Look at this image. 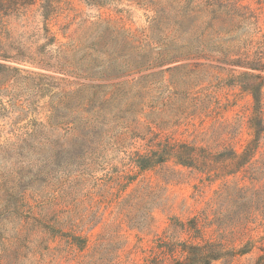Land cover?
Returning <instances> with one entry per match:
<instances>
[{
  "label": "rangeland",
  "instance_id": "rangeland-1",
  "mask_svg": "<svg viewBox=\"0 0 264 264\" xmlns=\"http://www.w3.org/2000/svg\"><path fill=\"white\" fill-rule=\"evenodd\" d=\"M204 1L0 0V264H171L204 240L243 250L211 264H264V173L251 203L212 205L264 154L263 132L223 169L262 77L264 123V0ZM157 52L177 57L114 78Z\"/></svg>",
  "mask_w": 264,
  "mask_h": 264
},
{
  "label": "trees",
  "instance_id": "trees-1",
  "mask_svg": "<svg viewBox=\"0 0 264 264\" xmlns=\"http://www.w3.org/2000/svg\"><path fill=\"white\" fill-rule=\"evenodd\" d=\"M94 2H97L99 0H91ZM143 4H147L155 8L159 16H162L164 13L165 8L168 6L169 8L173 9H178L180 11L187 10V4L192 3L193 0H165V3L162 2V0H137ZM204 5H206V8H212L210 9L212 12H215V6H220V1L216 0H205ZM168 53L164 52L161 53L157 52L156 57L150 58V61H155L154 64L146 63H134L130 64L129 67L131 68H126L125 70H120L113 74L114 78H119L122 76H128L130 73H138L142 69H149L154 66H160L162 63H164L167 60L174 59L177 56H170L168 57ZM132 70V71H131ZM253 78L259 77L257 75H252ZM263 78V77H262ZM261 78V79H262ZM261 79L258 82H250L248 84H245L244 87L249 91L251 94L252 100H253V115L250 118V124L253 130V139L248 143L247 147L245 150L239 155L236 154L235 152H232V155L229 156L228 164L224 166V171L225 172H231L233 169H239L242 167V165H245L248 163L249 160L246 159V156L251 153V150L255 145H257L258 140L260 135L264 132V123L262 120V112H261V87L263 85V81ZM125 81H117L113 82L112 86L115 87V90L118 86H121L124 84ZM114 90V92H115ZM259 163L260 165L258 167H255L253 165H250L249 171L246 173V176L249 181V187H241L239 182L233 181L230 184H224L222 188L217 192V198L216 201L213 202L212 205H223V200L227 197L229 202V206H236L237 204L240 203V200H247V190H250V197L247 200L248 203H251L252 201V196L254 194L258 193V191H253L252 188H254V183L257 180V174L259 173H264V154L261 159L251 163L255 164ZM226 200V201H227ZM222 208H214L213 210V215L214 217H217L221 212ZM235 212V211H234ZM249 214H242L240 211L235 212V216L232 218V222L228 225L229 227H235V226H241V223L246 222L250 219ZM252 218V217H251ZM207 219V215L204 216H198L190 219L188 221V227L192 231V237L195 236L196 233H198V228L197 225L199 223L205 222ZM221 227V226H219ZM170 236V235H169ZM181 250L183 252V258L181 259H176L174 260L171 264H211L214 260L219 259L220 257L228 254V253H236V252H242L243 250L241 249H236V250H224L223 245L219 241H209V240H204L203 243H191V242H181Z\"/></svg>",
  "mask_w": 264,
  "mask_h": 264
}]
</instances>
